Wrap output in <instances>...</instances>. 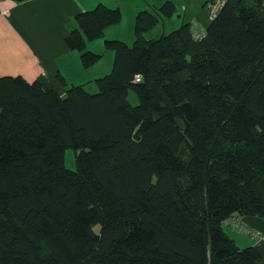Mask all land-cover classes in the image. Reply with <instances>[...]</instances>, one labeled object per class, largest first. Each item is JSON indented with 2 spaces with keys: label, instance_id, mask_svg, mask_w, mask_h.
<instances>
[{
  "label": "trees",
  "instance_id": "1",
  "mask_svg": "<svg viewBox=\"0 0 264 264\" xmlns=\"http://www.w3.org/2000/svg\"><path fill=\"white\" fill-rule=\"evenodd\" d=\"M119 7L73 16L85 67ZM204 7V35L153 39L161 16L139 11L132 45L106 40L98 92L0 75V264H259L227 230L264 234V0Z\"/></svg>",
  "mask_w": 264,
  "mask_h": 264
},
{
  "label": "crops",
  "instance_id": "2",
  "mask_svg": "<svg viewBox=\"0 0 264 264\" xmlns=\"http://www.w3.org/2000/svg\"><path fill=\"white\" fill-rule=\"evenodd\" d=\"M116 1L0 0V75L20 74L29 81L44 75L56 83L57 76L63 74L67 82L72 84L71 78L82 77L83 70H86L65 59L69 53L75 52L68 50L64 41L71 26L75 24L73 16L80 11L93 9L99 3L110 6ZM68 12L71 19L66 22ZM111 26L106 28L105 33ZM117 26L116 24L109 34L121 37ZM131 26L134 27V17ZM130 32L132 31L129 29ZM3 57L13 63L19 71L8 74V65L2 61ZM61 57L64 59L58 61ZM60 64L63 65L64 71L59 67ZM94 80L92 82H95ZM243 225L240 221H235L227 231L235 236L241 246L257 247L261 254L258 262L264 264V234L258 230H246Z\"/></svg>",
  "mask_w": 264,
  "mask_h": 264
},
{
  "label": "rangeland",
  "instance_id": "3",
  "mask_svg": "<svg viewBox=\"0 0 264 264\" xmlns=\"http://www.w3.org/2000/svg\"><path fill=\"white\" fill-rule=\"evenodd\" d=\"M166 2L167 0H117L115 3L110 5L112 6V8L121 6L119 8L122 11V18L117 23L118 25L117 27L121 32L120 33L121 37L117 35L109 34L110 30L115 29L114 26L116 24H114L109 28L110 30H108L103 37H100L94 40H88L84 50H91L97 53H103V56L101 57V59L89 67H85L83 65L80 50H74L75 52L69 53L67 56H65V59H67L69 63L76 64L81 69L82 67L86 69V70H83L82 77L80 78L70 77L72 80V84H84V87L89 92L91 93L98 92V86L96 82H92V81L95 78L102 76L112 70L114 56H115L112 50L107 49L106 40L117 38V39L124 40L130 45H132L136 38L135 37L136 14L141 10H144V9H147L150 11L153 10L155 12H158L161 16V21L154 28H152L151 30L145 33V36L148 39L157 38L161 36V34L163 33H168L180 27L184 22H187V21L192 22V24L197 23L200 26H205L207 19L209 20L204 4L206 3L208 4L210 0H170L167 3V5L163 7ZM133 10H134V13H133ZM69 15L70 13L68 12L66 14V22L70 21L71 19ZM133 17H134V27L131 26V20L133 22ZM75 26L76 24H74L71 27L74 28ZM129 29L132 32L129 33ZM62 59L64 58L61 57L59 58L58 61ZM2 61L6 65H8L7 70H6L8 74H15L16 72L19 71L15 69V65L13 63H10L7 58L3 57ZM62 66L63 65L61 64L59 65L61 70L64 71ZM129 100L132 104L138 103V97L135 92L130 91ZM65 164L70 169L76 168L75 151L73 148L67 149Z\"/></svg>",
  "mask_w": 264,
  "mask_h": 264
},
{
  "label": "built area",
  "instance_id": "4",
  "mask_svg": "<svg viewBox=\"0 0 264 264\" xmlns=\"http://www.w3.org/2000/svg\"><path fill=\"white\" fill-rule=\"evenodd\" d=\"M227 0H210V2L207 4L208 7V14L210 18H213L219 11L223 9V7L226 5ZM193 32L196 36H201L205 34V28L204 26H200L199 24H196V26H193ZM136 81L140 80V77L137 76L135 78Z\"/></svg>",
  "mask_w": 264,
  "mask_h": 264
}]
</instances>
